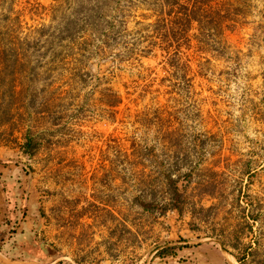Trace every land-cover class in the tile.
I'll return each instance as SVG.
<instances>
[{"label": "rangeland", "instance_id": "1", "mask_svg": "<svg viewBox=\"0 0 264 264\" xmlns=\"http://www.w3.org/2000/svg\"><path fill=\"white\" fill-rule=\"evenodd\" d=\"M97 3L99 27L80 0H0V178L21 185L12 216L0 191V223L17 219L69 264H239L217 242L249 233L241 205L259 215L244 264H264V0H217L230 30L191 38L179 68L149 42L152 1ZM176 161L195 168L184 213L143 212L136 197L163 201ZM178 246L198 248L156 256Z\"/></svg>", "mask_w": 264, "mask_h": 264}, {"label": "trees", "instance_id": "2", "mask_svg": "<svg viewBox=\"0 0 264 264\" xmlns=\"http://www.w3.org/2000/svg\"><path fill=\"white\" fill-rule=\"evenodd\" d=\"M82 3L89 4L90 10L87 14V19L93 23H97L99 27L100 11L98 8V0H80ZM107 1V0H105ZM152 1V7L155 8L156 19L152 28V36L149 39L151 46H157L161 48V51L167 53L169 66L177 67L181 60V46L189 45L190 39L194 37L197 43L203 45H209L208 41L212 42L213 39L219 35H223L225 31L230 30L232 18V7L228 4H219L217 0H148ZM107 26H114L113 20L108 19L106 21ZM103 29V28H100ZM195 31V34L190 35L191 31ZM96 29L91 27L89 30V36L95 35ZM103 33L100 34L102 38ZM92 40L84 41L81 43L85 46L87 42L91 44ZM101 43L103 47H109L112 50L117 49V45L109 43L107 39H103ZM186 70V65L183 66ZM184 71L183 69H181ZM189 84L186 75L182 74L174 84L181 87L182 84ZM175 86V85H174ZM187 87V86H186ZM114 101L109 103L108 106L116 107L120 103V99L113 97ZM176 130H171L166 133L168 140L176 138ZM25 143L22 145V152L28 155L32 152L34 138L28 132L24 137ZM195 168L187 167L184 171L180 162H174L169 167L164 166L160 177V185L162 192L166 196L163 201H157L155 198L150 199L146 196H137L136 203L143 212H157L163 216L168 211H175L178 215H182L188 205L189 191L191 184L194 180ZM12 177V176H11ZM0 178V191L3 195V199L6 205L7 213L12 216L11 207L16 211L17 209V193L20 190L19 179L15 178ZM19 186V187H18ZM208 188V187H205ZM210 196L214 194L212 192L207 193ZM26 198V197H25ZM248 206V202H246ZM240 216L242 221L246 225L249 233H252L253 225L258 221L259 215L256 213H249L246 207H241ZM213 210V207L207 209L200 208L199 212L207 213ZM10 216L0 223V252L9 255L13 259H34L38 261L53 262L58 260L60 253L47 249L43 245H40L37 238L31 234L25 235L15 231L17 219L12 220ZM240 224H238L239 226ZM24 229V228H23ZM14 230V232H13ZM244 232V231H242ZM243 233L239 235L236 230L231 231L228 236L219 237L218 239L222 243V248L227 251L239 264H244L248 260H252L256 250L253 248L252 242L245 243L244 238L249 235ZM204 248L208 247L199 246ZM187 248H198V246H178L175 248H168L156 253L157 257L164 258L173 252L175 249L182 250ZM251 258V259H250ZM252 262V261H251ZM56 264H69L65 261H58ZM255 264H263L255 263Z\"/></svg>", "mask_w": 264, "mask_h": 264}, {"label": "crops", "instance_id": "3", "mask_svg": "<svg viewBox=\"0 0 264 264\" xmlns=\"http://www.w3.org/2000/svg\"><path fill=\"white\" fill-rule=\"evenodd\" d=\"M1 255H3L4 257L10 259V260H14V261H17L21 264H56L58 262V260H55L53 262H47V261H38V260H34V259H28V258H25V259H13L12 257H10L9 255H6L2 252H0ZM2 264V263H0Z\"/></svg>", "mask_w": 264, "mask_h": 264}, {"label": "water", "instance_id": "4", "mask_svg": "<svg viewBox=\"0 0 264 264\" xmlns=\"http://www.w3.org/2000/svg\"><path fill=\"white\" fill-rule=\"evenodd\" d=\"M217 243L220 245L221 250H222L223 252L227 253V251H225V250L222 248V243H220V242H217ZM0 263H2V264H21V263H19V262H17V261L10 260V259L6 258V257H4V256L1 255V254H0Z\"/></svg>", "mask_w": 264, "mask_h": 264}]
</instances>
